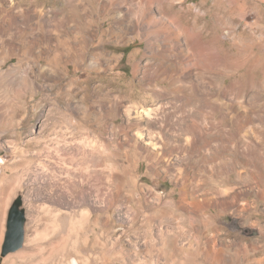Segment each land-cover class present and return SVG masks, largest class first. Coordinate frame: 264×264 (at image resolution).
I'll return each mask as SVG.
<instances>
[{
	"label": "rangeland",
	"instance_id": "rangeland-1",
	"mask_svg": "<svg viewBox=\"0 0 264 264\" xmlns=\"http://www.w3.org/2000/svg\"><path fill=\"white\" fill-rule=\"evenodd\" d=\"M0 4V264H264V0ZM204 43L210 66L196 68ZM164 48L172 85L160 80ZM154 82L165 91L155 104ZM116 97L162 105L164 155L123 136L103 107ZM18 194L24 243L1 256Z\"/></svg>",
	"mask_w": 264,
	"mask_h": 264
},
{
	"label": "bare ground",
	"instance_id": "bare-ground-1",
	"mask_svg": "<svg viewBox=\"0 0 264 264\" xmlns=\"http://www.w3.org/2000/svg\"><path fill=\"white\" fill-rule=\"evenodd\" d=\"M163 40H164V38H163ZM59 41H60L59 38L56 39V42H59ZM167 44H169V43H167ZM162 51H164V53H163L164 56L162 58H159L158 60H159V63H160L159 65L163 68L164 75L162 77L160 76L161 77L160 80L169 79V85H172L174 83V81H175L174 80V73H175L174 71L178 68V63L176 61H174L173 59H171V58H165L166 48H164V50H162ZM181 51H182V49H181ZM188 53H190V52H188ZM179 55H181V57L183 56V54L181 52H180ZM210 56H211V47H210L209 44H205V43H204L203 47L201 48V52L200 53L191 54L192 60H193V58L196 60V63L194 64V66L196 68H199V63H201L205 67L209 68V66H210L209 65L210 64ZM188 57H190V55ZM88 63H89V66H91L92 68H95L96 70L101 68V64L99 63V61L95 57H91L89 59ZM189 64H190V62H189ZM192 67H193V65H192ZM139 69H140V65L138 63L134 64V66L132 68V75L136 76V74H137ZM181 71H182V75L188 76V77L192 73L191 71H188L182 65H181ZM25 74L24 75L15 76L12 79L14 81H16V82H21L27 77V75H25ZM132 85L133 84L130 81L127 83V86L130 87V88L132 87ZM148 85H150V83L141 81V83L139 84L138 87L145 89ZM169 87L171 89H173L172 86H169ZM152 88H153V92L151 93V97L153 98L152 102L154 103L156 100H163L162 98L164 96L165 91L163 90L162 86H160L158 82H154L152 84ZM176 88H177V86H176ZM140 102H141V106L137 105L139 103H137V104L136 103H134V104L133 103H129L128 105H125V104H123V101H121V99L119 97H116L112 101H110V104H108V106L106 104H104L103 107L107 108V109H110L111 107H114L116 112L122 117V123L119 126V130L124 133L123 134L124 137H126L129 134H133V137H127L128 140L131 141V143L133 145L141 148L142 151L144 152L145 156H162V155L165 154V152H163L161 150V148H160V146H161L160 145V141H161V139L164 138L165 135H164V133H161L162 130L158 131L157 129H159V128L164 129L167 126L168 118L165 117L164 115L158 113V111L156 112V110L162 108L161 104L156 105L154 110H152V109H149V108L145 107L146 106V98L143 97L140 100ZM135 104L137 106H139V107H137ZM93 107H95V103H91L87 108L93 110ZM129 126H133L135 128V130L130 132V133H128V131L130 129H127V128H129ZM89 142H91V141L89 140L88 143ZM94 147L91 146L87 150L85 148V145H83V147L78 148V151H80V153L83 154V155H86L87 153H90V154L94 155L93 152L98 151ZM48 156L49 155H46V156L42 157V155H41V158H39L40 160H39L38 164L40 166L39 167L40 171H45V173H47V175L50 176L52 174L53 165H52V162L49 160V158L47 159ZM51 178H52V175H51ZM99 181H100V177L99 176L95 177V182L97 184H96V186L94 185V188H95L97 193L95 194V198H94L92 204H95L97 208H99L103 204L101 196H100V194H101L100 185L101 184L99 183ZM181 200L182 201H186L185 192H181ZM194 204H198V201L197 200L193 201V205ZM87 205H89V204H87ZM2 211H3V208L1 209L0 212H2ZM26 251H27V249H26Z\"/></svg>",
	"mask_w": 264,
	"mask_h": 264
},
{
	"label": "water",
	"instance_id": "water-1",
	"mask_svg": "<svg viewBox=\"0 0 264 264\" xmlns=\"http://www.w3.org/2000/svg\"><path fill=\"white\" fill-rule=\"evenodd\" d=\"M26 215L22 197L18 194L11 202L6 216V230L1 246V256L21 248L25 238Z\"/></svg>",
	"mask_w": 264,
	"mask_h": 264
}]
</instances>
